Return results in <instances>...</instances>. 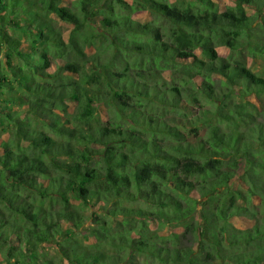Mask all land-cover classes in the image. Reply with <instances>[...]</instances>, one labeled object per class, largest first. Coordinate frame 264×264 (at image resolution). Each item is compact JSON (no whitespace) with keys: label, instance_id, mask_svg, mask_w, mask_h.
Returning <instances> with one entry per match:
<instances>
[{"label":"clouds","instance_id":"clouds-1","mask_svg":"<svg viewBox=\"0 0 264 264\" xmlns=\"http://www.w3.org/2000/svg\"><path fill=\"white\" fill-rule=\"evenodd\" d=\"M0 264H264V0H0Z\"/></svg>","mask_w":264,"mask_h":264}]
</instances>
